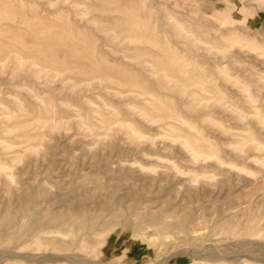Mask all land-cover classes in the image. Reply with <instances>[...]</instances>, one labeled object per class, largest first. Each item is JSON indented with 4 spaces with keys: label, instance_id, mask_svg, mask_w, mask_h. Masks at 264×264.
I'll return each instance as SVG.
<instances>
[{
    "label": "rangeland",
    "instance_id": "obj_1",
    "mask_svg": "<svg viewBox=\"0 0 264 264\" xmlns=\"http://www.w3.org/2000/svg\"><path fill=\"white\" fill-rule=\"evenodd\" d=\"M0 10V264H264V0Z\"/></svg>",
    "mask_w": 264,
    "mask_h": 264
},
{
    "label": "bare ground",
    "instance_id": "obj_2",
    "mask_svg": "<svg viewBox=\"0 0 264 264\" xmlns=\"http://www.w3.org/2000/svg\"><path fill=\"white\" fill-rule=\"evenodd\" d=\"M9 6H11V5H9ZM2 11L3 10H0V14H1ZM3 14H5V11H4ZM3 16H5V15H3ZM75 49H77V48H75ZM69 227L70 226H68L67 224L66 225L60 224V225L55 226L53 230H51L50 232H46V234L49 235L48 236V240L49 241L58 242V243L62 244L64 246V248H66L67 246H71L72 244H76L77 246H80L82 243L87 241L88 234H84V232L82 234H79V233L78 234H73L72 232L68 231ZM39 237H40L39 234H37L34 237V239H33L34 242L38 243ZM87 248H88V246H87ZM65 257H67V256H65V255L64 256H62V255L61 256H57V258H65Z\"/></svg>",
    "mask_w": 264,
    "mask_h": 264
}]
</instances>
